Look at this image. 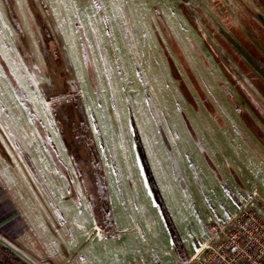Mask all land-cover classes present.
Listing matches in <instances>:
<instances>
[{
	"label": "rangeland",
	"instance_id": "obj_1",
	"mask_svg": "<svg viewBox=\"0 0 264 264\" xmlns=\"http://www.w3.org/2000/svg\"><path fill=\"white\" fill-rule=\"evenodd\" d=\"M263 151L264 0H0V174L99 264L264 213Z\"/></svg>",
	"mask_w": 264,
	"mask_h": 264
},
{
	"label": "crops",
	"instance_id": "obj_2",
	"mask_svg": "<svg viewBox=\"0 0 264 264\" xmlns=\"http://www.w3.org/2000/svg\"><path fill=\"white\" fill-rule=\"evenodd\" d=\"M0 161H3L2 155ZM260 161H264V151ZM7 170H15L14 165L8 164ZM235 184V189L242 194L241 206L250 185L258 191L251 179L236 180ZM260 198L263 200L264 196ZM63 239L64 229L45 228L40 218L34 216L26 193H17L12 181L0 174V244L27 264H99V259H93V248L87 251L82 244Z\"/></svg>",
	"mask_w": 264,
	"mask_h": 264
},
{
	"label": "built area",
	"instance_id": "obj_3",
	"mask_svg": "<svg viewBox=\"0 0 264 264\" xmlns=\"http://www.w3.org/2000/svg\"><path fill=\"white\" fill-rule=\"evenodd\" d=\"M257 194L224 224L215 222L201 250L185 264H264V213Z\"/></svg>",
	"mask_w": 264,
	"mask_h": 264
},
{
	"label": "trees",
	"instance_id": "obj_4",
	"mask_svg": "<svg viewBox=\"0 0 264 264\" xmlns=\"http://www.w3.org/2000/svg\"><path fill=\"white\" fill-rule=\"evenodd\" d=\"M0 264H27L0 244Z\"/></svg>",
	"mask_w": 264,
	"mask_h": 264
}]
</instances>
